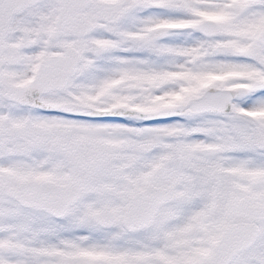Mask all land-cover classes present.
Returning <instances> with one entry per match:
<instances>
[{
	"label": "snow or ice",
	"instance_id": "1",
	"mask_svg": "<svg viewBox=\"0 0 264 264\" xmlns=\"http://www.w3.org/2000/svg\"><path fill=\"white\" fill-rule=\"evenodd\" d=\"M0 264H264V0H0Z\"/></svg>",
	"mask_w": 264,
	"mask_h": 264
}]
</instances>
